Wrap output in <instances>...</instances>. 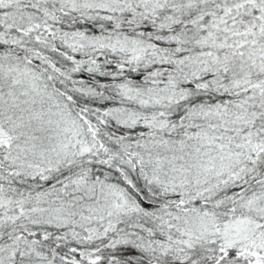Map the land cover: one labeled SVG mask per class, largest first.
<instances>
[{
  "label": "snow or ice",
  "instance_id": "1",
  "mask_svg": "<svg viewBox=\"0 0 264 264\" xmlns=\"http://www.w3.org/2000/svg\"><path fill=\"white\" fill-rule=\"evenodd\" d=\"M0 264H264V0H0Z\"/></svg>",
  "mask_w": 264,
  "mask_h": 264
}]
</instances>
